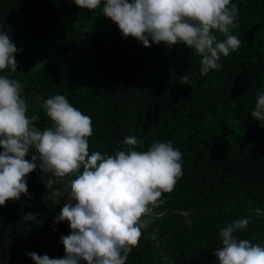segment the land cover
Wrapping results in <instances>:
<instances>
[{"label": "trees", "instance_id": "1", "mask_svg": "<svg viewBox=\"0 0 264 264\" xmlns=\"http://www.w3.org/2000/svg\"><path fill=\"white\" fill-rule=\"evenodd\" d=\"M232 3L239 10L232 34L241 46L221 57L220 70L201 76L194 50L122 38L100 9L90 12L73 0H0V30L20 49L17 71L0 74L20 81L37 128L51 123L43 101L62 94L92 119L90 152L113 154L126 148L125 136L136 135L137 150L171 141L182 153L183 176L155 210L166 215L145 230L126 264H163V255L174 264H218L220 228L244 217L250 223L237 238L264 244V216L250 212L264 211V126L250 114L264 91V0ZM184 73L190 85L180 83ZM41 175L37 167L26 177L30 199L21 195L0 206V264H34L26 255L32 251L64 256L60 236L70 229L53 218L66 196L60 204L44 199L50 190ZM27 212L40 223L22 221Z\"/></svg>", "mask_w": 264, "mask_h": 264}, {"label": "clouds", "instance_id": "2", "mask_svg": "<svg viewBox=\"0 0 264 264\" xmlns=\"http://www.w3.org/2000/svg\"><path fill=\"white\" fill-rule=\"evenodd\" d=\"M73 2L90 12L100 9L117 25L122 38L133 37L145 47L151 41L194 50L201 57V76L220 70L221 57L235 53L242 43L232 34L239 15L232 0ZM18 51L9 33L0 30V71H17ZM180 83L190 85V74L184 73ZM22 90L19 80L0 74V206L20 200L21 195L31 198L26 177L38 167L45 189L50 190L44 199L60 204L59 198L66 196L53 223L67 221L70 229L68 235L60 236L63 257L35 251L26 255L34 264H126L145 230L166 215L155 210L166 204L164 194L174 191L183 176L181 151L171 141H154L147 150H137L142 141L127 135L120 141L126 145L123 150L90 152L93 127L89 115L65 95H51L41 104L51 123L41 130L34 123L38 115L28 114ZM250 114L264 126V91L258 92ZM29 153L31 158L26 159ZM252 211L264 216L259 207ZM22 221L40 223L32 212L24 213ZM249 223L248 217L238 218L220 228L222 246L213 251L218 264H264V244L235 235ZM159 232L154 228L151 238L155 240ZM160 259L163 264H174L167 255Z\"/></svg>", "mask_w": 264, "mask_h": 264}]
</instances>
